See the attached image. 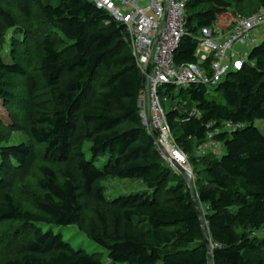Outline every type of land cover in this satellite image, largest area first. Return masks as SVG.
I'll use <instances>...</instances> for the list:
<instances>
[{"label":"trees","instance_id":"obj_1","mask_svg":"<svg viewBox=\"0 0 264 264\" xmlns=\"http://www.w3.org/2000/svg\"><path fill=\"white\" fill-rule=\"evenodd\" d=\"M263 6L264 0H189L190 36L176 51V63L197 61L195 36L203 28L228 30L239 15L252 16ZM35 7L48 26L39 32L20 24ZM110 21L88 0H0V51L11 47L8 59L0 53V98L13 96L7 76L24 77L30 135L44 149L34 212L1 187L28 175L38 150L25 142L0 147V225L18 224L14 232L5 231L12 249L0 264H210L191 189L163 162L142 126L138 99L145 77L127 33ZM56 40L65 48H57ZM33 57L38 76L26 68ZM248 59L242 71L230 73L219 85L218 96L194 85L181 90L168 111L191 166H202L200 172L192 166L194 191L214 264H264V235L254 234L264 228V129L258 124L264 123V41ZM39 94L49 97L41 101ZM186 108L201 115L191 116ZM7 115L10 125L3 115L0 123L21 130L19 114ZM227 121L244 127L215 133L223 154L197 157L214 129L209 125ZM108 178L141 180L149 192L111 199L100 184ZM88 214L93 217L89 235L106 260L101 252L74 247L61 235L62 228Z\"/></svg>","mask_w":264,"mask_h":264},{"label":"built area","instance_id":"obj_2","mask_svg":"<svg viewBox=\"0 0 264 264\" xmlns=\"http://www.w3.org/2000/svg\"><path fill=\"white\" fill-rule=\"evenodd\" d=\"M104 10L128 36L136 65L145 77L138 99L142 126L152 136L153 144L163 162L175 172V164L184 167L194 183L197 176L190 164V156L178 143L168 119V111L160 95V88L179 90L201 85L216 89L232 72L244 69L249 48L264 41V6L254 15H239L228 30L218 26L203 28L197 36V61L176 63L175 53L190 36L187 31L189 0H88ZM149 69V73H148ZM191 116H200L196 109L186 108ZM207 140L197 151V157L221 152L222 144L215 133L244 127L242 123L227 121L217 126L212 122ZM223 149V148H222ZM264 234V228L254 234Z\"/></svg>","mask_w":264,"mask_h":264},{"label":"rangeland","instance_id":"obj_3","mask_svg":"<svg viewBox=\"0 0 264 264\" xmlns=\"http://www.w3.org/2000/svg\"><path fill=\"white\" fill-rule=\"evenodd\" d=\"M53 3H56L57 0H51ZM17 14V12H16ZM18 21L19 18H22L20 15H17ZM20 24L25 27H30L33 32H39L43 28L47 29V24L44 22L42 13L38 8H34L31 13V18L26 21L24 19H20ZM17 32L11 33V35H16ZM42 35H44L42 33ZM10 37V36H9ZM10 42V39H9ZM57 48L63 49L65 48V44L61 43L59 40H56ZM9 45V44H8ZM11 47L6 46L4 50L0 51V53L5 57L9 58ZM253 47L249 48V51L252 50ZM37 66V58L33 57L31 61H29L28 65H26L27 69L35 70V74L38 76V71H36ZM7 89L12 93V97L10 98H0V117L3 115L2 120L6 125H10V122L7 120L8 112L18 113L21 118L22 129L19 131H10L4 124L0 123V138L2 136L8 137V141L1 142L0 147L5 144H19V143H32L33 139L30 135L29 125H28V113L30 106V98L26 89V82L24 77H14L12 75L7 76L6 78ZM181 90L174 88L171 91V95H169V91L166 87L160 88V95L164 102L165 108L169 111L172 106H175L173 100L174 97L180 94ZM18 95V96H17ZM211 96H218V91L212 88L210 92ZM49 94H39V100H47ZM8 99V101H6ZM6 116V117H5ZM264 129V123H258ZM129 127V125H124L122 129ZM35 148L38 150V160L36 161L34 167L30 171V173L19 180H16L14 184L9 185L7 183L2 184V192H11L19 201L23 203L26 209L36 212L37 209V197L41 194V189L39 186V182L42 178V168L44 166V162L42 160L43 154V146L34 144ZM223 148V147H222ZM221 148V152H219V156H221L224 152V149ZM193 166V165H192ZM196 172H200L202 170V166L197 164L193 166ZM178 171V170H177ZM179 173V171H178ZM107 193L109 198H116L121 195H128L131 193H141V192H149V188L147 185L138 179H119V178H108L100 183ZM196 182L193 181V187H195ZM92 215H85L80 223L77 225L69 226L62 228L60 230L61 235L65 238L71 245L74 247H83L87 249V251H99L104 255V259L106 260L107 254L103 252V250L97 246L92 238L89 235V225L92 221ZM18 224L13 222H4L0 225V263L5 256H7L12 247L11 244L7 242L5 235V231L9 230L14 232L17 230ZM57 229H55L56 231ZM264 234H259L258 236H263Z\"/></svg>","mask_w":264,"mask_h":264},{"label":"water","instance_id":"obj_4","mask_svg":"<svg viewBox=\"0 0 264 264\" xmlns=\"http://www.w3.org/2000/svg\"><path fill=\"white\" fill-rule=\"evenodd\" d=\"M148 73H149V69H148ZM176 168L178 169L179 173L186 179L190 189H191V192H192V195H193V198H194V203L197 207V210H198V213H199V216L201 218V221H202V224H203V228L205 230V238H206V241H207V244H208V248H209V263L210 264H214V255H213V246H212V240L209 238L208 236V233L206 231V228H205V221H204V216L201 212V209H200V206H199V202H198V199L195 195V191H194V187H193V179L192 177L190 176V174L188 173V171L182 167L181 165H178L176 163H174Z\"/></svg>","mask_w":264,"mask_h":264}]
</instances>
